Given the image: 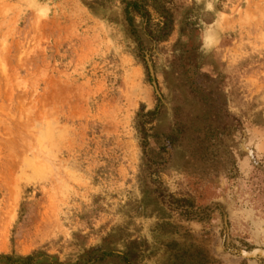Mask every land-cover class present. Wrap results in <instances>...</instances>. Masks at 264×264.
I'll return each instance as SVG.
<instances>
[{"label": "rangeland", "instance_id": "1", "mask_svg": "<svg viewBox=\"0 0 264 264\" xmlns=\"http://www.w3.org/2000/svg\"><path fill=\"white\" fill-rule=\"evenodd\" d=\"M2 256L264 264V0H0Z\"/></svg>", "mask_w": 264, "mask_h": 264}, {"label": "trees", "instance_id": "2", "mask_svg": "<svg viewBox=\"0 0 264 264\" xmlns=\"http://www.w3.org/2000/svg\"><path fill=\"white\" fill-rule=\"evenodd\" d=\"M135 6V4L133 5ZM136 8V7H134ZM0 264H36L33 256L13 259L11 257H0Z\"/></svg>", "mask_w": 264, "mask_h": 264}, {"label": "bare ground", "instance_id": "3", "mask_svg": "<svg viewBox=\"0 0 264 264\" xmlns=\"http://www.w3.org/2000/svg\"><path fill=\"white\" fill-rule=\"evenodd\" d=\"M249 256V255H248Z\"/></svg>", "mask_w": 264, "mask_h": 264}]
</instances>
